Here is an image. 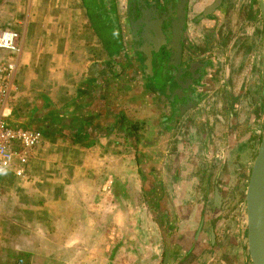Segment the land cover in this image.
I'll list each match as a JSON object with an SVG mask.
<instances>
[{
    "label": "crops",
    "instance_id": "0c3cea01",
    "mask_svg": "<svg viewBox=\"0 0 264 264\" xmlns=\"http://www.w3.org/2000/svg\"><path fill=\"white\" fill-rule=\"evenodd\" d=\"M14 2L0 19L1 28L18 32L20 47L6 120L40 130L43 140L25 179L11 170L0 176V264H120V254L129 261L136 255L138 264H162L164 236L172 238L171 262L186 263L196 253L192 264H202L197 248L211 226L210 250L216 255L229 244L232 248L234 237H222L209 212L200 218L193 239L178 236L194 230L193 216L183 223L176 215L193 197L215 205V189L206 194L195 189L200 180L196 159H212L219 166L216 180L225 195L223 183L230 182L235 162L254 158L257 146L253 149L248 135L238 140L242 151L235 143L218 146L214 141L219 123L226 122L225 108L198 105L170 126L175 114L168 92L126 46L120 0ZM258 18L253 0H188L184 46L188 51L200 46L216 55L211 61L216 64L231 30L246 40L250 57L264 38ZM231 78L227 91L238 100L242 79ZM233 108L241 122L245 107L236 102ZM227 132L225 140L236 141V129ZM136 216L143 230L154 227V239L138 241L142 247L135 252V235H118L107 254L105 229L132 231Z\"/></svg>",
    "mask_w": 264,
    "mask_h": 264
},
{
    "label": "flooded vegetation",
    "instance_id": "af4514ba",
    "mask_svg": "<svg viewBox=\"0 0 264 264\" xmlns=\"http://www.w3.org/2000/svg\"><path fill=\"white\" fill-rule=\"evenodd\" d=\"M93 5V0H88V5L91 3ZM122 7L120 9V17L122 19L123 34L125 35V42L127 47H131L135 52L141 56L143 61L142 52H138V48L143 46L146 39L143 38L141 27L150 21L147 18V11L152 9L150 3L154 0H120ZM177 0H165L163 9L160 11V14H165L168 12L167 6L170 4V8L173 9L175 2ZM188 1V0H187ZM256 2L259 18L258 21L260 24H263L261 13L259 9V4ZM187 5V3H186ZM186 5L184 13V24L186 16ZM147 6V7H146ZM139 19L143 22H138ZM142 24V25H140ZM230 26L228 23H225V27ZM184 25L182 29L181 36V46L182 54L181 61L178 66L173 70V68L168 64L170 59V50L167 49L166 45L160 47V53L155 55L154 61V73L152 77L158 78L161 84L164 86V89L168 92V107L175 114L171 120L170 126L172 127L173 121L175 126L179 122L181 116H183L189 109H193L198 105H202L205 109L213 107L225 108L224 119L226 122H220L218 117H215L217 122L219 121L221 125L220 134L215 135L214 141L226 139L228 134L227 128L231 129L234 125H237L239 131H244L243 122H245L247 116V111L260 107L259 100L262 98L263 91V79H262V69L260 67L263 64V48H264V38H260L256 44V48H253V53L251 57H248L246 53V40L239 37V32H232L229 30V33H225L224 44L228 43L221 48L222 60L217 61L214 64L211 61H214L212 53L205 52L200 46L194 47V49H186L184 46L183 39ZM255 33V31L253 32ZM169 35V33L167 34ZM232 35V36H231ZM169 37V36H168ZM224 37V36H223ZM228 37V39H227ZM249 42V39H247ZM244 46V47H243ZM185 49L188 53H185ZM163 55L162 62H158L159 57ZM248 60L251 62L248 64ZM260 63V65H259ZM247 64L249 65V70L245 73V70L248 69ZM233 68V69H232ZM232 73V74H231ZM236 74L238 80L242 79L241 84V94L238 96V100H234L235 92L233 94L232 90L227 91V86L232 81L231 76ZM178 82V83H177ZM208 87H212V90H208ZM236 102H242L245 104L244 118L241 122H238L237 118L234 115V104ZM244 107V105H243ZM248 108V109H247ZM219 111V109H218ZM216 111L215 113H218ZM191 121V120H190ZM252 122V121H251ZM256 122V120L254 121ZM190 123V122H188ZM230 125V126H229ZM174 126V127H175ZM233 129V128H232ZM247 133V132H246ZM245 133V134H246ZM249 134V133H248ZM252 134L248 135L250 139ZM220 142V141H219ZM243 148V147H242ZM197 163L196 168L198 169L199 164L206 163L207 161H202L201 159H196ZM210 166L212 164V159L207 162ZM204 172V170H203ZM203 174V173H202ZM200 174L199 182L203 183L202 189L199 186L197 189L199 192L206 194L211 190L215 189V205L212 208H222L225 195L221 190L220 183L215 179H209L211 175L210 170L205 172V176ZM212 181L213 184H208L206 182ZM214 225V224H213ZM210 227V226H209ZM214 226H211L210 229V240L214 236ZM213 234V235H212ZM212 236V237H211Z\"/></svg>",
    "mask_w": 264,
    "mask_h": 264
},
{
    "label": "rangeland",
    "instance_id": "374dc122",
    "mask_svg": "<svg viewBox=\"0 0 264 264\" xmlns=\"http://www.w3.org/2000/svg\"><path fill=\"white\" fill-rule=\"evenodd\" d=\"M14 1L16 0H0V19H2L3 15L5 14L4 12H2V10L6 9L9 5H15ZM86 3L87 4L89 3L88 0H86ZM89 16L93 22H96L95 16H93L92 14H89ZM5 22H7L6 19H5ZM254 55L255 54L253 53V56ZM262 57H263L262 59L263 64L260 65L259 63L262 69V79H263L262 98L259 100L260 107H258V110L254 108L252 109V111L251 109L247 111V115L245 114L247 118L245 122H243L244 131L240 132L239 131L240 128H238L237 125H234V127H232L236 129V133H237L236 141H230L232 143H229L228 141L224 139L222 140L217 139L216 142L218 143V146H220L224 142L227 146L229 144L235 143L238 146L237 150L242 151L239 148V147H242V145L237 144L239 143L238 140L243 137L245 139V136L250 135V134H252L251 139L253 140L252 142L253 149L256 148V146L258 145L260 134H261V129H262V112H263V107H264V48H263ZM1 58H4V55L2 54V52H0V59ZM243 105L244 107H246L245 104ZM255 120L256 122H254ZM249 155L251 156V152ZM239 161L240 160L238 159L237 162H235V168L232 170V176H231L230 182L223 183L225 186H227V188L224 192L225 197H224V201H223L224 203H223L222 208L214 209L212 208L211 204H210V207H208L207 203H205L206 201L205 198L193 197L191 204L183 205L179 207L176 212L177 218L180 220V222H183L185 217L187 218V217L193 216L194 218L193 219L194 220L193 225L195 226L194 230H190L191 228H189L188 229L189 231L187 232L184 231V233L187 234L185 236L182 233L181 234L178 233V236L182 238L188 237L191 239V236H192V239H193L194 233L199 224V220L201 217H203L204 212H209L211 214V217H214L213 223H216V221L219 222L220 226L218 227L217 232H219L220 235H224L222 237H226V235L228 236L229 234L230 235L232 234V236L234 237L233 239H235L236 243L234 244V246H232V248L229 247L230 246L229 244L225 246V248L222 249V251L220 250L219 253H216L215 255L214 251L210 250L211 249L210 248V234H209V231H206V234L203 235V239L201 240V245H199L198 248L196 247L197 250L200 251V254L203 257L202 264H238V263L247 264V261L245 260L244 253H243V238H242L241 225L243 223V212H244V190H245L246 182H247L249 171H250L252 157L248 158V161L245 163H243L244 161H242V163L239 164ZM207 162L199 164L200 166H198L199 167L198 169L196 168V172L199 174L203 173L202 175H204L205 172L208 173V171L210 170L211 175H209V179L213 180L215 179V174L218 172L219 166L215 165L212 167V165L210 166ZM206 183L213 184V182L210 180ZM202 185L203 183L199 182L198 184H196L195 189L198 188L199 186H201V189H202ZM196 207L198 208V210L196 209ZM196 210H197V214H196ZM142 224L143 222H142L141 216L140 217L136 216V220L135 222H133L132 231L131 230L120 231V232L116 231V234L115 233L113 234L111 228L105 229V252H107V254L109 253V251L111 250V248L113 247L115 243V238H117L118 235L120 236L121 239H124L127 236L129 237V234L135 235L132 239L133 241H135L133 250L135 252L136 251L140 252L139 248L142 247V246H139L138 244L140 240L144 239L143 240L144 242L145 241L149 242V241H152L155 237L154 227L149 232V229L143 230L141 228ZM180 229L186 230L183 226H181ZM131 256L134 257V255H131ZM196 256L197 254L194 253L192 256H190L189 260L186 263L182 261L181 264H192L193 262L191 261V257L195 258ZM135 257H136L135 260L129 261L127 259V256H123L120 254L117 256L118 258L117 261L120 262V264H138L137 261L140 258L137 257L136 255ZM210 258L212 259L211 262L206 263L207 260H210ZM169 263L179 264L180 261L178 260L172 261V262L170 261ZM195 264H197V261L195 262Z\"/></svg>",
    "mask_w": 264,
    "mask_h": 264
},
{
    "label": "water",
    "instance_id": "95a60500",
    "mask_svg": "<svg viewBox=\"0 0 264 264\" xmlns=\"http://www.w3.org/2000/svg\"><path fill=\"white\" fill-rule=\"evenodd\" d=\"M164 1L154 0L150 10L146 6L148 8L147 18L150 22H145L141 27L143 38L146 40L137 51L142 52L143 63L150 77L153 76L155 69V55L160 53L161 46L166 45L167 49L170 50L168 64L173 70L181 61V36L187 0H177L173 9L170 8L169 4L167 6L168 12L161 15L160 11L163 9ZM257 1L264 24V0ZM138 22L141 23V19ZM168 33L169 35H167ZM162 60L163 55L157 61L162 62ZM241 230L243 253L247 264H264V107L260 139L251 162L244 190V212ZM163 239L162 264H170L172 238L171 236H164Z\"/></svg>",
    "mask_w": 264,
    "mask_h": 264
},
{
    "label": "built area",
    "instance_id": "2783aa9c",
    "mask_svg": "<svg viewBox=\"0 0 264 264\" xmlns=\"http://www.w3.org/2000/svg\"><path fill=\"white\" fill-rule=\"evenodd\" d=\"M0 51L10 54L0 59V176L11 170L15 176L25 179L26 166L41 144L43 133L38 129L14 126L6 120L15 89V57L20 51L17 31L0 27ZM1 190L0 185V193Z\"/></svg>",
    "mask_w": 264,
    "mask_h": 264
},
{
    "label": "trees",
    "instance_id": "16d2710c",
    "mask_svg": "<svg viewBox=\"0 0 264 264\" xmlns=\"http://www.w3.org/2000/svg\"><path fill=\"white\" fill-rule=\"evenodd\" d=\"M157 201V200H156ZM154 199L151 201V205L154 206L155 205V202H156ZM153 215H154V218L157 219L158 222H160L161 220L164 219V217L162 218L160 215V213L158 211H153ZM163 222V221H161Z\"/></svg>",
    "mask_w": 264,
    "mask_h": 264
}]
</instances>
